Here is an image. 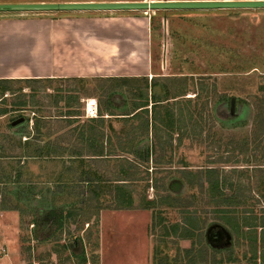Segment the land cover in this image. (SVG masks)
Returning a JSON list of instances; mask_svg holds the SVG:
<instances>
[{"label": "rangeland", "instance_id": "obj_1", "mask_svg": "<svg viewBox=\"0 0 264 264\" xmlns=\"http://www.w3.org/2000/svg\"><path fill=\"white\" fill-rule=\"evenodd\" d=\"M148 12L155 77L5 84L0 264H264V235L242 221L264 220V8ZM88 98L118 114L101 157H20L26 140L78 146L71 125L40 118L67 102L92 116ZM184 222L190 238L174 233Z\"/></svg>", "mask_w": 264, "mask_h": 264}, {"label": "crops", "instance_id": "obj_2", "mask_svg": "<svg viewBox=\"0 0 264 264\" xmlns=\"http://www.w3.org/2000/svg\"><path fill=\"white\" fill-rule=\"evenodd\" d=\"M109 1L144 0H0V4ZM148 11H0V79H32L36 82L46 79L48 82L55 79H96L106 82L155 77L147 39L152 19ZM88 100L94 102L91 106L95 105V115L83 118L82 108L73 110L70 102H67L64 113L59 117L48 114L40 118L47 126L52 120H64L73 126L67 128L65 136L76 134L80 138L78 146L64 141L63 145L60 142H46L41 146L56 144L66 147L68 154L94 158L92 153L102 146L98 143L100 139L103 138L102 142H105L108 138V133L103 130V119H111L115 113L98 109L94 98L86 99V109L89 108ZM137 106L128 114L129 117L137 112ZM97 114H101L100 118L103 119L91 121V125L83 130L80 119L97 118ZM89 130L96 133L91 135ZM250 223L256 224L253 221ZM257 225L261 231L263 218Z\"/></svg>", "mask_w": 264, "mask_h": 264}, {"label": "water", "instance_id": "obj_3", "mask_svg": "<svg viewBox=\"0 0 264 264\" xmlns=\"http://www.w3.org/2000/svg\"><path fill=\"white\" fill-rule=\"evenodd\" d=\"M264 8V0H151L0 4V11L160 10Z\"/></svg>", "mask_w": 264, "mask_h": 264}, {"label": "trees", "instance_id": "obj_4", "mask_svg": "<svg viewBox=\"0 0 264 264\" xmlns=\"http://www.w3.org/2000/svg\"><path fill=\"white\" fill-rule=\"evenodd\" d=\"M47 80L48 79H46V81ZM21 81L26 82L27 84L30 83V82H36L35 80H32V79H0V85L3 84L2 85L3 87H1L2 93L0 94V100H3L5 97H7V96H4L5 94L12 95L14 93V91L11 89V87L8 88L9 86H6L5 84H7V83L21 82ZM26 87H29V86L27 85ZM19 91H21V90H19ZM144 106H147V104L146 103L145 104L142 103V104L138 105L137 108L138 109L139 108L143 109ZM141 109L137 110V112L140 111ZM144 109H145V112H146V109L147 108H144ZM230 109L231 110L233 109V100H231ZM8 111H15V109L10 108V110H7L6 108H4V109H1L0 108V115L5 114ZM137 112H135L132 116H134V115L137 116ZM100 115L101 114H97V118H91V119H89V121H96V119H103V118H100L101 117ZM167 116H168V118L171 117V115L168 114V113H167ZM27 119H28L27 117L26 118L21 117L20 118V121L18 123H23L22 121H26ZM15 120H16V118H13L10 123H14L15 124ZM89 131H90L91 135L93 133H96L95 130L94 131L93 130H89ZM23 146H25L24 147V150H23ZM14 148H15L14 145H9V146H2L1 145L0 146V149L4 153L6 151H8V149H14ZM21 150L22 151H21L20 157H24V159L29 158V157H41V158H44V159H50V158L51 159H53V158L62 159L63 157H67V158H69V157H72V158H82V155H80V154H68V153H66L67 148L66 147H63V146H59V145L54 144V145H50V146H47L46 147V146H41L40 144H37V143H35V144H33L31 146L29 144V142H27V140H26L25 143L22 144ZM92 155L95 156V157H101L103 154L101 155V152L98 150V151H95L94 153H92ZM147 157H148V150L146 151L145 159H147ZM20 174H21V171L16 170V174L14 176H18L19 177ZM214 187L217 188L216 183H215V186ZM214 187H213V189H214ZM223 210H224V214H225L224 220H226L227 223L229 222L228 220L234 219L233 217H231V215L227 214L228 211H225V209H223ZM188 218L192 219L191 216H189ZM243 219H244L243 220L244 221L243 226L248 227V230L251 229L252 232H254V229H257L256 228V227H258L257 224L250 223V221H248V219L246 217H244ZM236 223H237V221H236ZM178 225L179 224H177V223L175 224V226H176L177 229L180 228ZM237 225H238V223H237ZM231 226L234 227L235 225L232 224ZM261 226H262L261 233L264 234V225H261ZM181 228L182 229H180L181 232H179V234H178V231L179 230H177V229L176 230L174 229V233H177V235L180 236V237H182V238H190L191 237V232H192V226H187V223L184 222ZM236 229H238L237 226H236ZM200 248L201 247L198 246V248H197V251L198 252H200V250L202 249V248L201 249ZM192 249L194 250V248H192ZM193 250H187V253H190ZM201 252H202V250H201ZM193 263H194V261H192L189 264H193Z\"/></svg>", "mask_w": 264, "mask_h": 264}, {"label": "flooded vegetation", "instance_id": "obj_5", "mask_svg": "<svg viewBox=\"0 0 264 264\" xmlns=\"http://www.w3.org/2000/svg\"><path fill=\"white\" fill-rule=\"evenodd\" d=\"M216 233H217V230L208 234V236H210V239H211L213 245H219L222 242V240H220L221 238L217 237ZM204 236H206V232L204 233ZM217 238H219V239L217 240Z\"/></svg>", "mask_w": 264, "mask_h": 264}, {"label": "built area", "instance_id": "obj_6", "mask_svg": "<svg viewBox=\"0 0 264 264\" xmlns=\"http://www.w3.org/2000/svg\"><path fill=\"white\" fill-rule=\"evenodd\" d=\"M86 111L90 115H95V111H96L95 105H93V107L91 109L87 108Z\"/></svg>", "mask_w": 264, "mask_h": 264}, {"label": "bare ground", "instance_id": "obj_7", "mask_svg": "<svg viewBox=\"0 0 264 264\" xmlns=\"http://www.w3.org/2000/svg\"><path fill=\"white\" fill-rule=\"evenodd\" d=\"M92 103H93V102H92ZM92 103H91V104H92ZM91 104H89V109H91V107H92Z\"/></svg>", "mask_w": 264, "mask_h": 264}]
</instances>
